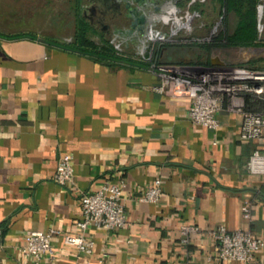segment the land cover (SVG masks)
Returning a JSON list of instances; mask_svg holds the SVG:
<instances>
[{
    "label": "crops",
    "instance_id": "crops-1",
    "mask_svg": "<svg viewBox=\"0 0 264 264\" xmlns=\"http://www.w3.org/2000/svg\"><path fill=\"white\" fill-rule=\"evenodd\" d=\"M54 2L0 0V264H244L219 261L212 232L249 229L264 240V175L247 170L264 134L241 139V117L225 107L216 131L197 125L187 96L153 90L149 67L109 66L58 45ZM63 154L73 184L54 180ZM156 179L160 200L139 201ZM105 182L122 186L125 226L89 227L90 253L59 235L53 261L22 253L29 231L77 233L81 194ZM184 225L198 231L183 236ZM255 260L264 264V249Z\"/></svg>",
    "mask_w": 264,
    "mask_h": 264
},
{
    "label": "built area",
    "instance_id": "built-area-1",
    "mask_svg": "<svg viewBox=\"0 0 264 264\" xmlns=\"http://www.w3.org/2000/svg\"><path fill=\"white\" fill-rule=\"evenodd\" d=\"M190 15L189 11H185L184 16L179 17L188 22ZM180 28L175 27L171 34H175ZM187 31L191 32V29ZM160 33L159 39L155 35H151L149 38L154 36V41H167V34L163 31ZM149 49L150 43L148 42L147 49L141 53L144 60H147L145 55ZM117 50L121 51L120 48ZM149 68L159 80L158 84L153 87L155 92L167 94L171 91L176 95H185L191 100L188 114L193 123L216 131L220 127L217 115L225 107L228 112L241 117V139L255 140L263 136L264 109L259 111L248 110L246 98L252 97L254 100L264 102V70L161 63H152ZM247 170L251 174L264 175V152L255 150L252 153L247 163ZM54 180L60 185L73 184L71 155L63 154L59 158ZM122 194L121 184L112 182H105L94 192L81 194V214L75 223L78 232L63 234L53 229L29 231L24 237L22 253L35 260H40L46 256L50 261H53L55 251L52 246V239L55 235L61 236L64 245L74 249L77 253H90L94 242L86 237L89 227L114 231L125 226L127 216ZM161 194V181L156 179L152 186L143 191L138 200L146 203H157ZM251 210V203L244 201L241 212L248 223L252 220ZM197 231V227L193 225L181 227L183 236H188L191 232ZM212 235L216 242V253L219 261L259 264L255 260V254L264 249V240L254 236L251 230L229 231L226 227L220 226L212 232Z\"/></svg>",
    "mask_w": 264,
    "mask_h": 264
},
{
    "label": "rangeland",
    "instance_id": "rangeland-1",
    "mask_svg": "<svg viewBox=\"0 0 264 264\" xmlns=\"http://www.w3.org/2000/svg\"><path fill=\"white\" fill-rule=\"evenodd\" d=\"M138 1L143 3L134 0H55L56 37L62 43L71 44L76 36L77 19L84 18L92 27L88 35L96 44H100L102 39L107 40L116 50L121 49L118 52L138 60L149 62L158 48L170 43L176 46L161 50L164 61H182L193 66H221L218 63L223 62L222 66L226 67L264 70V0L257 8L259 44L215 50L209 55H204L193 45L210 42L223 30L221 7L216 0H195L193 3L192 0ZM49 8L53 11L51 2ZM167 11L177 16H184L185 11L191 14L189 21L178 26L181 28L175 34H171L176 27L173 19L164 18ZM236 20L237 17L231 14L228 33L234 31ZM155 28L167 34V41H154V36L149 38L154 35ZM148 42L150 49L145 55L147 60H144L141 53L147 49ZM206 59L210 60V65H203Z\"/></svg>",
    "mask_w": 264,
    "mask_h": 264
},
{
    "label": "trees",
    "instance_id": "trees-1",
    "mask_svg": "<svg viewBox=\"0 0 264 264\" xmlns=\"http://www.w3.org/2000/svg\"><path fill=\"white\" fill-rule=\"evenodd\" d=\"M221 7V19L223 30L212 38L210 42L199 43L193 46L198 47L204 55H209L215 50H228L233 48L252 47L258 43V5L261 0H216ZM193 10L196 11L194 8ZM231 14L237 17L236 27L232 33H228V25L231 20ZM225 27V29H224ZM92 31L91 25L84 18L77 19V31L75 40L71 44L56 42L58 45L88 55L98 62L113 65H133L141 67H150L152 63L161 64H179L182 61L172 63L164 61L161 50L164 47L172 48L175 44H165L158 48L153 59L149 62L138 60L125 53L118 52L107 40L102 39L100 44H96L90 37ZM188 46V45H184ZM203 64V63H201ZM209 59H206L203 65H210ZM252 69V68H251ZM259 70V69H254ZM260 105L264 109V102L254 100L252 97L246 98L248 110H255L251 106Z\"/></svg>",
    "mask_w": 264,
    "mask_h": 264
},
{
    "label": "bare ground",
    "instance_id": "bare-ground-1",
    "mask_svg": "<svg viewBox=\"0 0 264 264\" xmlns=\"http://www.w3.org/2000/svg\"><path fill=\"white\" fill-rule=\"evenodd\" d=\"M195 1V0H194ZM164 18L165 19H167V18H169V19H173V22H174V26H176V27H178V26H180L181 24H183L184 23V21L185 20H183L181 17H179V16H176V15H172L170 12H165L164 14ZM186 19V18H185ZM162 20V19H161ZM188 20H189V18H188ZM95 22V21H94ZM134 30L136 29V26H134V28H133ZM132 29V30H133ZM161 31H157V29L155 28V30H154V35L157 37V39H159V37H160V33Z\"/></svg>",
    "mask_w": 264,
    "mask_h": 264
},
{
    "label": "water",
    "instance_id": "water-1",
    "mask_svg": "<svg viewBox=\"0 0 264 264\" xmlns=\"http://www.w3.org/2000/svg\"><path fill=\"white\" fill-rule=\"evenodd\" d=\"M135 2H138V3H143L142 1H138V0H134ZM194 2V0H192V2L191 3H193ZM213 64H214V62H212ZM224 63L223 62H220V63H218V65H223Z\"/></svg>",
    "mask_w": 264,
    "mask_h": 264
}]
</instances>
